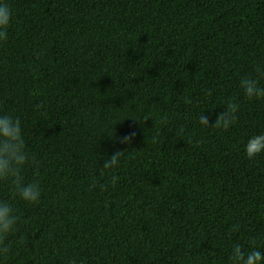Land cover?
Here are the masks:
<instances>
[{
  "label": "trees",
  "instance_id": "obj_1",
  "mask_svg": "<svg viewBox=\"0 0 264 264\" xmlns=\"http://www.w3.org/2000/svg\"><path fill=\"white\" fill-rule=\"evenodd\" d=\"M9 2L0 112L21 119L39 161L23 175L42 196L17 203L5 264H230L234 243L264 252V155L241 152L264 131V102L237 86L264 60V0ZM233 96L228 131L199 124ZM115 151L119 166L102 173Z\"/></svg>",
  "mask_w": 264,
  "mask_h": 264
},
{
  "label": "clouds",
  "instance_id": "obj_2",
  "mask_svg": "<svg viewBox=\"0 0 264 264\" xmlns=\"http://www.w3.org/2000/svg\"><path fill=\"white\" fill-rule=\"evenodd\" d=\"M13 17L14 10L9 0H0V44L8 40ZM237 86L245 100L264 102V60L253 62L251 71L240 75ZM240 107L236 97H228L223 110L211 124L204 112L199 115L198 122L205 128L214 127L228 131L235 125ZM134 136L133 132L119 137V141L129 144ZM241 152L249 160L264 155V131L248 136L241 145ZM121 156L122 151H115L105 158L101 164L102 173L117 168ZM28 168L35 172L39 168V161L26 147L22 121L18 116L0 112V184L6 185L9 193L7 197H0V264H5L11 252L12 243L8 237L16 232L19 219L17 203L33 205L38 203L42 196L38 181L25 180L23 173ZM117 179V176H111L113 184ZM23 241L24 237H19V242ZM228 259L230 264H264V252L258 248L246 250L240 244L234 243L229 249ZM69 264H76V261L70 260Z\"/></svg>",
  "mask_w": 264,
  "mask_h": 264
}]
</instances>
